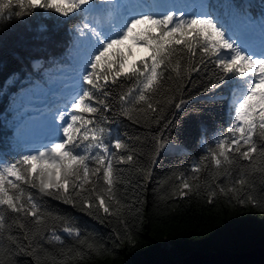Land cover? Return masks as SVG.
I'll return each instance as SVG.
<instances>
[{
	"label": "trees",
	"instance_id": "16d2710c",
	"mask_svg": "<svg viewBox=\"0 0 264 264\" xmlns=\"http://www.w3.org/2000/svg\"><path fill=\"white\" fill-rule=\"evenodd\" d=\"M163 1L168 5L161 7L157 0H94L92 6L101 10L102 19L99 12L85 8L68 17L54 10H35L32 15L0 20V169L23 154L36 152L20 143L14 132L19 117L25 115L23 118L29 124V114L32 115L31 109L19 115L23 112L21 108H25L22 94L43 89L49 100L41 112L54 118L66 98L62 91L65 76L61 78L60 73L66 71V76L79 77L80 90L85 71L82 67L95 44L90 33L80 36L84 24L98 30L107 21L108 27H112L114 15L120 13L127 18L131 13L128 6L141 4L145 7L137 11H148L149 6L155 14L170 9L187 14L211 13L236 42L241 32L249 28L264 31V0ZM136 48L133 47V52ZM79 53L84 62L81 67L77 62ZM183 55L182 78L177 79L171 71L164 73L163 86L153 95V103L158 107L156 113L141 111L146 108L142 103H129L124 106L132 111L125 116L117 97L133 87L134 82L122 79L119 85L111 86L113 96L109 103L113 110L91 117L107 116L111 121L104 124L110 129L105 143L116 157L114 167L120 170L117 173L120 183L115 189L120 204L111 201L110 214L99 209L95 200L90 209L82 210L79 200L76 206L65 204L54 196L24 186L40 204L44 224L37 229L32 223L34 218L19 217L29 229V241L33 242L29 248L28 241L23 239L24 230L12 224L15 214L5 211L4 237L9 232L15 235L19 247L5 241L11 248V258L0 250V264H178L194 251L239 253L264 247V172L260 171L264 169V160L257 159L250 165L232 153L234 164L225 163L219 168L215 165L209 150L221 137L229 135L227 128L233 123L231 95L227 89L198 95L214 79L216 70L209 63L206 69L201 66L200 72L188 73L189 64H199L200 58H191L187 52ZM169 75L173 77L170 80ZM209 95L216 96V102H208ZM181 99L186 103L177 110L174 105ZM168 121L174 123L165 127ZM161 133L170 143L157 156L154 138ZM114 139H121L127 148L112 149ZM127 154L133 155V161L119 163V156ZM196 165L201 171L193 173L192 167ZM241 169L245 170L251 188L246 185L240 190L234 183ZM182 179L200 185L199 190L190 191L183 198L173 196ZM93 181L86 189L97 186L95 178ZM209 185L217 191L211 203ZM217 185L235 186L238 192L223 195ZM102 187L101 181L97 189ZM246 194L260 203L255 206L240 203ZM89 195L94 193H81L82 198ZM66 225L77 229L80 236L64 232ZM53 230L60 236L59 241L53 238ZM68 249L73 251L69 253Z\"/></svg>",
	"mask_w": 264,
	"mask_h": 264
},
{
	"label": "snow or ice",
	"instance_id": "6c2138e0",
	"mask_svg": "<svg viewBox=\"0 0 264 264\" xmlns=\"http://www.w3.org/2000/svg\"><path fill=\"white\" fill-rule=\"evenodd\" d=\"M93 2L94 0H0V20L32 15L35 10H54L55 13L68 17L72 13L84 11L86 6L90 8ZM143 7L145 5L141 4L128 6L131 13L112 35L104 34L89 24L83 25L79 34L86 36L90 33L95 37L94 50L85 62L80 90L73 95L64 111L57 112L60 123L54 129L56 139L44 145L42 150H37L34 154H23L0 169V250L5 256H9L11 252L5 241L19 247L18 237L10 232L4 237L5 211L15 214L12 224L24 230L23 239L28 241L29 248L33 243L29 241V229L19 217L22 215L34 218L32 223L37 229L44 224L40 204L24 186L54 196L65 204L76 206L79 200L82 210L90 209L95 200L99 209L110 214V202L120 204L115 192L120 183L117 177L120 170L114 167L116 157L110 151L109 144L105 143L110 129L104 124L111 121L107 116L96 119L91 117L113 110L109 103V98L113 96L111 86L119 85L122 79L134 82L133 87L117 97L123 114L127 116L132 111L124 106L129 103H142L146 108L140 109L141 111L151 110L156 113L158 107L153 103V95L162 88L164 73L171 71L177 79L182 78L181 61L185 52L191 58H200L199 64H189L188 73L200 72L201 66L206 69L209 63L216 70L214 79L198 95L215 93L218 89H227L231 95L233 123L227 128L229 135L221 137L215 147L209 150L215 165L219 168L225 163L234 164L236 161L231 158L232 153L238 154L241 160L248 161L250 165H254L257 159L264 160V53L257 54L237 43L229 35V30L211 13L187 14L183 10L170 9L163 14H155L149 6L148 11H137ZM134 46L146 50L139 60H132ZM172 78L171 75L167 77L169 80ZM207 99L214 103L217 97L209 95ZM185 103L181 99L174 106L180 110ZM173 123L168 121L165 127H170ZM154 140L155 152L159 156L170 141L165 139L163 133ZM111 148L120 151L126 149L127 144L121 139H114ZM133 159L132 154L120 155L118 162L127 164ZM200 171L198 165L192 167L193 173ZM253 171L256 169L253 168ZM260 171L264 172V169ZM224 175L231 178L229 172ZM246 176L245 170L241 169L239 178L234 181L240 186V190L246 185L252 187ZM93 178L95 185H100L102 181L103 187L99 190L97 186L86 189L87 184L94 183ZM208 187L211 203L217 191L212 190L211 185ZM217 187L218 192L223 195L238 192L235 186ZM199 188L200 185H193L189 180L182 179L172 195L183 198L188 192L198 191ZM82 192L94 195L82 198ZM239 202L253 203L254 206L260 203L248 194L246 199H240ZM63 231L80 236V232L71 225L64 226ZM52 235L57 241L61 239L54 230ZM67 251L71 253L73 250Z\"/></svg>",
	"mask_w": 264,
	"mask_h": 264
},
{
	"label": "rangeland",
	"instance_id": "374dc122",
	"mask_svg": "<svg viewBox=\"0 0 264 264\" xmlns=\"http://www.w3.org/2000/svg\"><path fill=\"white\" fill-rule=\"evenodd\" d=\"M161 4L163 3L161 2ZM86 9L90 11L97 10V8L92 5L90 8L86 6ZM124 21L125 20L120 15L115 18L114 25L116 26L117 31L119 30L121 25H123ZM241 44L246 48L250 49L251 51L256 52L257 54L264 53V31L250 29L244 31ZM145 52V49L137 47L135 49V54L132 57V60H139L141 56L145 54ZM79 55L80 53L77 55V61H79L80 59ZM60 76L61 78L65 76L62 79V81L66 85L62 90L63 93L74 94L76 89L78 90L79 77H74L70 75L66 76V71H62L60 73ZM42 91L43 89L39 88V90L32 92V94L25 93L21 95V103L24 105L25 108H21L23 112H21L19 115L26 114V112H29L30 109V113L32 115L30 116L29 114V124L25 122L26 119L23 118L25 115H23V117L21 118L16 117L18 118L17 120L19 122H15L14 125V132L20 143L22 142L24 143L26 148L30 149L29 147H31L32 149H36V151L41 150L44 145L48 144L51 140H53L52 138L56 139V136L54 135V129L56 125L60 123L57 117V113L55 114V117H57V119L54 120L52 115H48L47 113L41 112L43 106L49 100V98L47 97L48 95H45ZM56 93H58V91H56ZM71 98L70 96L67 97V101H71ZM64 104L67 103L65 102ZM64 106H62V109L60 111L65 110Z\"/></svg>",
	"mask_w": 264,
	"mask_h": 264
},
{
	"label": "water",
	"instance_id": "95a60500",
	"mask_svg": "<svg viewBox=\"0 0 264 264\" xmlns=\"http://www.w3.org/2000/svg\"><path fill=\"white\" fill-rule=\"evenodd\" d=\"M178 264H264V247L239 253L227 250L194 251Z\"/></svg>",
	"mask_w": 264,
	"mask_h": 264
},
{
	"label": "bare ground",
	"instance_id": "6f19581e",
	"mask_svg": "<svg viewBox=\"0 0 264 264\" xmlns=\"http://www.w3.org/2000/svg\"><path fill=\"white\" fill-rule=\"evenodd\" d=\"M250 29V28H249Z\"/></svg>",
	"mask_w": 264,
	"mask_h": 264
}]
</instances>
